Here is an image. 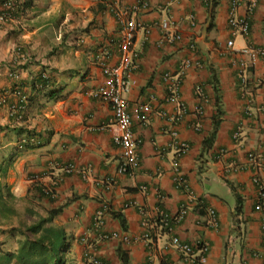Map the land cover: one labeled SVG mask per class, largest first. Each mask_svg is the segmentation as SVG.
Listing matches in <instances>:
<instances>
[{
    "label": "crops",
    "instance_id": "obj_1",
    "mask_svg": "<svg viewBox=\"0 0 264 264\" xmlns=\"http://www.w3.org/2000/svg\"><path fill=\"white\" fill-rule=\"evenodd\" d=\"M16 1L13 18L0 23V169H6L0 264L25 263L19 208L43 217L65 202L52 224L65 232L70 264H191L172 236L207 242L209 264H264L263 212L255 208L252 183L254 174L264 183V169L247 166L249 152L264 159V56L242 67L243 83L238 74L248 60L241 49L264 51V0H146V8L131 14L143 27L133 39L137 57L125 96L130 105L148 102L151 111L147 122L132 123L140 165L125 175L117 172L118 147L100 128L112 121V109L93 92L104 79L100 62L119 60L121 30L111 7L137 0ZM231 14L248 20V34L230 27ZM165 19L181 32L180 42L162 31ZM186 56L199 64L181 75ZM39 75L49 78L47 86L32 85ZM213 119L220 124L207 147ZM181 142L188 150L178 155ZM234 161L245 168L230 169ZM67 164L73 171L64 170ZM179 174L195 197L191 210L148 244L141 223L153 218L152 208L159 204L172 215L186 201ZM209 207L216 228L203 223ZM113 232L132 241L107 237Z\"/></svg>",
    "mask_w": 264,
    "mask_h": 264
},
{
    "label": "built area",
    "instance_id": "obj_2",
    "mask_svg": "<svg viewBox=\"0 0 264 264\" xmlns=\"http://www.w3.org/2000/svg\"><path fill=\"white\" fill-rule=\"evenodd\" d=\"M103 1V0H101ZM124 1V0H120ZM236 1V0H235ZM252 4H255L257 0H250ZM16 0H4L1 5L0 12V23L8 21L13 18V13L17 8ZM233 5H236L233 2ZM146 0H137L131 7L118 8L115 6L111 7V11L114 14L118 24L120 25V38L118 41L119 50V60L114 65L105 64L100 62L104 79L102 83L93 92V95L103 102L110 105L113 118L108 124L101 125L102 130H107L112 138V141L119 150V165L117 167V172L120 175L132 174L135 170L139 168V156H138V146L139 140L135 139L131 131V126L133 122L145 123L148 120L151 107L148 102H141L138 104L130 105L126 93L129 91L133 81L130 80V72L134 68V63L137 57V53L133 47V39L139 28L143 25L131 15L137 12L141 8H146ZM191 23L193 24V18L191 17ZM229 25L234 30L240 31V33L248 34L249 24L248 20L244 18H237L231 14L229 17ZM160 27L169 41L176 43L180 42L182 39V34L180 31L175 29V24L170 20H162L160 22ZM173 28V29H172ZM146 33L150 31L149 27H144ZM232 45V41L228 42V46ZM241 53L247 54L248 60L241 63V68L238 70L242 83L245 81L243 78L244 69L243 66L254 65L260 57L264 56V51L260 48L247 47L240 50ZM19 52L17 51V54ZM199 61L193 56H186L182 59L180 64L181 75L186 74L193 66H198ZM246 64V65H245ZM10 75H13L12 73ZM180 83L179 80L176 81L175 86ZM172 90V89H171ZM197 93H201V89L197 88ZM21 107V105H20ZM238 133L233 134V138L237 139ZM188 150V144L181 142L177 149V154L182 155ZM248 165L253 169H264V159L260 153L249 152L247 154ZM244 165L239 162H231L230 169L242 170ZM65 171H73V166L67 164L64 166ZM178 185L186 193V201L181 203L177 211L170 215L167 213L159 204L155 205L153 210V218L145 219L141 223L143 227L142 237L148 244H151L154 239L160 236L163 232L171 230V223H179L183 221L192 207V202H194L195 197L192 191L189 189L186 179L182 175H178L175 179ZM252 183L256 189V210L263 212V217L260 222V233H261V245L264 249V183L258 174L252 176ZM144 188V187H143ZM103 210L99 209L96 212V221L99 225L103 223ZM204 225L209 228H216L218 225V220L216 212L213 208L209 207L206 211V216L203 221ZM106 237V235H104ZM113 239H120L125 243H130L132 239L128 235L119 234L113 232L109 236ZM171 244L177 250H179L186 260L191 264H209L207 257L205 255L208 249V243L204 241H199L196 244H188L180 240L178 236L171 237ZM264 262V256L262 257ZM93 264H107L105 262L95 259ZM243 264H248L244 262Z\"/></svg>",
    "mask_w": 264,
    "mask_h": 264
},
{
    "label": "trees",
    "instance_id": "obj_3",
    "mask_svg": "<svg viewBox=\"0 0 264 264\" xmlns=\"http://www.w3.org/2000/svg\"><path fill=\"white\" fill-rule=\"evenodd\" d=\"M264 23V19H263ZM264 29V28H263ZM49 78L38 76L33 79L32 85H39L41 87L47 86ZM221 114V111H217ZM216 118V116H215ZM219 120L213 119V127L211 133L204 139L203 144L207 147H211L216 137V132L219 127ZM6 169H0V189L1 180L4 178ZM5 187V185H4ZM41 196L50 198V190L38 189ZM5 200V199H4ZM2 200V193L0 190V206L4 208ZM67 204L65 202L57 208L49 209L45 216L41 217L36 215L35 220L24 226L23 235L25 241L21 245V256L24 260V264H66V253L69 249V243L65 238V232L62 228L54 226L53 219L57 216ZM117 219L121 227L125 228V222L122 217L117 216ZM165 264V263H164Z\"/></svg>",
    "mask_w": 264,
    "mask_h": 264
},
{
    "label": "rangeland",
    "instance_id": "obj_4",
    "mask_svg": "<svg viewBox=\"0 0 264 264\" xmlns=\"http://www.w3.org/2000/svg\"><path fill=\"white\" fill-rule=\"evenodd\" d=\"M20 216H18V224H20V228L28 225V223L33 222L35 220V216L33 215V211L31 213H27L22 208H19ZM66 264H70L69 262Z\"/></svg>",
    "mask_w": 264,
    "mask_h": 264
}]
</instances>
